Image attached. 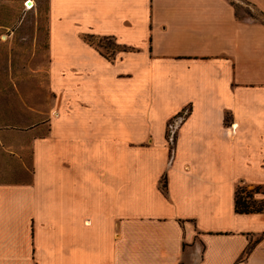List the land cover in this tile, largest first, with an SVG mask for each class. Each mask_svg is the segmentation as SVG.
I'll return each mask as SVG.
<instances>
[{
  "label": "crops",
  "instance_id": "1",
  "mask_svg": "<svg viewBox=\"0 0 264 264\" xmlns=\"http://www.w3.org/2000/svg\"><path fill=\"white\" fill-rule=\"evenodd\" d=\"M254 9L264 18V0H47V123L41 78H5L35 89L14 121L0 114V264H264V212L236 210L239 187L264 191ZM28 26L10 34L40 52Z\"/></svg>",
  "mask_w": 264,
  "mask_h": 264
},
{
  "label": "rangeland",
  "instance_id": "2",
  "mask_svg": "<svg viewBox=\"0 0 264 264\" xmlns=\"http://www.w3.org/2000/svg\"><path fill=\"white\" fill-rule=\"evenodd\" d=\"M25 0H0V114L6 116L7 119H15V111L23 110L26 103H29V95L35 84L33 81L29 83H17V88L9 83L6 84L5 78H41V124L47 123L50 117L48 114L50 107L53 105V99L50 95V89L48 84L49 78V58L47 47L46 28L48 26L47 17V0H34L38 3L40 10L39 15L33 13L34 8L27 10L24 5ZM36 6V4H35ZM239 8V14L242 12V7ZM34 10V11H33ZM248 10V8L246 9ZM254 16L260 21L264 22V18H261L259 13L254 9ZM27 20L28 33H35L38 29L41 31V51H22L21 44L18 43L19 36L11 35L10 31H18L23 24V21ZM37 28V29H36ZM85 41L86 38H85ZM94 46L104 54H111L117 50V47L113 41L92 39ZM41 55V61L37 58V54ZM13 87V98L9 96L11 94L10 88ZM21 96L19 99L18 97ZM27 97V98H26ZM32 104V103H29ZM189 109L184 110L180 117L187 116ZM179 122V119H174L171 122ZM172 143V141H171ZM170 143V145H171ZM173 144V143H172ZM171 149L174 147L171 145ZM252 190V189H249ZM263 190L254 194V200L261 204L260 199L263 195Z\"/></svg>",
  "mask_w": 264,
  "mask_h": 264
},
{
  "label": "trees",
  "instance_id": "3",
  "mask_svg": "<svg viewBox=\"0 0 264 264\" xmlns=\"http://www.w3.org/2000/svg\"><path fill=\"white\" fill-rule=\"evenodd\" d=\"M92 39L94 37H87L86 40L91 45H94ZM108 40V39H102ZM111 41V40H110ZM105 56L108 57L107 54ZM260 188L249 190L247 187H239L236 193V210L241 214H250V213H261L264 212V201L258 205V202L254 200V194L260 192Z\"/></svg>",
  "mask_w": 264,
  "mask_h": 264
},
{
  "label": "built area",
  "instance_id": "4",
  "mask_svg": "<svg viewBox=\"0 0 264 264\" xmlns=\"http://www.w3.org/2000/svg\"><path fill=\"white\" fill-rule=\"evenodd\" d=\"M24 5H25V8L27 10H31V9L35 8V3L33 2V4H32V0H26L24 2ZM176 123H178V121L177 122H171L170 126H169V129H170L171 134L173 136V138H172L173 140H174L175 135H176ZM173 140H172V142H173Z\"/></svg>",
  "mask_w": 264,
  "mask_h": 264
},
{
  "label": "bare ground",
  "instance_id": "5",
  "mask_svg": "<svg viewBox=\"0 0 264 264\" xmlns=\"http://www.w3.org/2000/svg\"><path fill=\"white\" fill-rule=\"evenodd\" d=\"M32 4H33V2H32Z\"/></svg>",
  "mask_w": 264,
  "mask_h": 264
}]
</instances>
